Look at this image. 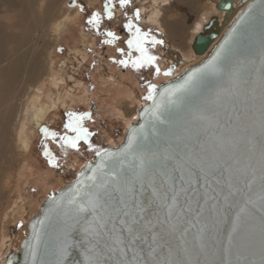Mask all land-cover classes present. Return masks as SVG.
I'll list each match as a JSON object with an SVG mask.
<instances>
[{
	"label": "snow or ice",
	"instance_id": "6c2138e0",
	"mask_svg": "<svg viewBox=\"0 0 264 264\" xmlns=\"http://www.w3.org/2000/svg\"><path fill=\"white\" fill-rule=\"evenodd\" d=\"M129 3L119 0L120 7ZM112 7L109 0V19ZM251 12L211 59L178 83L146 82L144 123L129 128L121 148L92 143L94 133L83 125L89 113L67 114L64 127L73 135L61 136L63 145L79 150L83 141L98 159L59 198L49 197L51 207L32 224L31 264H264V0L255 79L248 78L252 61H232L243 30L256 19ZM88 22L98 27L99 14ZM124 27L129 51L119 63L159 75L160 58L150 49L164 40L131 19ZM106 35L112 40L105 43L116 38ZM213 80L221 83L207 87ZM45 155L60 166L47 149ZM47 229L51 242L43 241ZM42 242L53 260L39 256Z\"/></svg>",
	"mask_w": 264,
	"mask_h": 264
},
{
	"label": "rangeland",
	"instance_id": "374dc122",
	"mask_svg": "<svg viewBox=\"0 0 264 264\" xmlns=\"http://www.w3.org/2000/svg\"><path fill=\"white\" fill-rule=\"evenodd\" d=\"M7 1L9 2L3 3L4 1L0 0V30L9 36L10 32L16 34L20 28L24 27L22 23L21 26L19 25L20 18H23L25 23L27 20H37L39 10H45L47 7L56 9L55 14L51 13L55 16L40 28H36L41 34V38L37 40L35 48L32 45L36 40L34 32L29 36H22L21 40L18 35L8 37L5 33L7 35L5 38L8 39L4 38L3 40V52L11 58L24 54L29 62L36 60L38 62L41 59L38 62V67L43 68V70L39 69L42 78L40 76L37 85L44 84L45 96L48 95V97L43 96L42 103L49 104L50 99L58 98L62 94L50 85L48 79H43L47 70L53 71V76H57L59 79H66L67 86L70 85L69 87L73 88L75 96L74 101H71L67 107L63 105L64 101L57 99L58 103L48 109L43 121L38 126L30 121V116H26V120H28L25 121L27 148L23 146L22 142L16 141L15 135H11L9 141L7 140L8 145L3 147V160L0 162V179L3 178L0 181V244L3 241V246L0 254L5 253L9 248L18 247L20 240L25 237L27 232L26 224L29 217L38 212L41 201L71 180L79 167L91 159L94 153L83 141L80 143L79 150L63 145L60 137L65 133L73 135L64 127L68 121L67 114L70 112L89 113L90 118H85L83 125L94 133L91 137L92 143L99 147L116 145L121 141L131 119H135L137 105L146 102L143 99L147 94L146 82L158 84L163 80L170 79L171 75L166 76L164 72L172 63L175 64L174 75H177L176 69L184 65L178 63V59H183L188 65L190 62L191 64L197 62L199 58L191 59L190 57L195 54L191 47L192 41L213 15L217 16L213 25L217 24L221 30L225 29L234 18L225 21L222 16L223 12L216 9L214 0H196L192 7H189L186 1H182L181 8L175 6V0H130L126 7H120L119 0H110L113 5V16L109 19L105 11V4L109 0H81L80 14L67 20L60 31H55L54 24L60 19L63 10L69 5H75L80 0H32V8L30 7L31 9L28 10L30 16L25 14L26 18L25 15L20 17V12L16 14V11L11 10V6L8 4L12 0ZM171 4L172 6H170ZM242 7L243 5L239 6L238 10ZM136 10H139L140 13L139 20L135 16ZM33 11L37 16L33 15ZM94 13H98L100 16L98 27L88 22ZM31 16L32 18H30ZM155 17L156 20H154ZM174 18L183 20V25H187V34H185L183 43L175 39L178 43L172 40L173 46H166L164 43V46L157 45L154 50L150 49L160 58L158 60L161 69L159 75H156L154 68L151 67L136 70L130 65L125 67L119 63L120 60L127 58L129 51L127 40L130 33L124 27L128 20L131 19L134 24H138L143 31L150 30L156 38L165 40L167 35L161 25L167 26V23L175 20ZM201 19L202 22L199 21ZM119 28H125V36L120 40L115 38L113 42L105 43V41L112 40V37L106 33L112 32L117 37ZM165 29L167 30L166 27ZM26 41H28V45H25ZM13 42H20V44L15 46ZM179 42L182 45L178 46ZM184 44L185 50L190 51L189 55L186 53L187 51L183 53L179 50L183 48ZM16 48L17 50H15ZM120 49L124 50L123 54L119 51ZM132 55L135 56L137 53L133 52ZM132 96L136 98L135 102L132 101ZM126 100H130V103L126 106L125 112L119 111L118 107ZM9 102L7 101L5 104ZM45 128L48 129L47 135L43 131ZM52 133L56 134L55 137ZM45 149L51 153L61 170L48 162L50 157L45 155ZM22 195L26 196L30 215L26 220H22L20 215H15L12 221L11 218L7 221L6 213L13 207L14 201L20 199Z\"/></svg>",
	"mask_w": 264,
	"mask_h": 264
},
{
	"label": "bare ground",
	"instance_id": "6f19581e",
	"mask_svg": "<svg viewBox=\"0 0 264 264\" xmlns=\"http://www.w3.org/2000/svg\"><path fill=\"white\" fill-rule=\"evenodd\" d=\"M3 1H4L3 3L9 2L7 0H3ZM170 1H173V0H170ZM182 1H186V4L189 7H192V6H194V1H196V0H175V3H176L175 6L178 8H181L182 4H180V3H182ZM214 1L217 3L219 0H214ZM32 3H33L32 0H16V2H15V0H12V2L8 5L11 6V10L16 11V14L18 12H20V14H21L20 17H21L25 14L27 16L29 15L30 11L28 13V10L31 7ZM54 4H56V3H54ZM242 5L243 4L239 0H235V2H234V8L235 9L233 12L228 13V12L221 11V12H223L222 16L224 17V20L228 21L230 18L234 17L237 10H238V7L242 6ZM170 6H172V4ZM55 11H56V9L53 10V8L49 9V7H47L45 10H39L38 16L35 15L34 14L35 11H33V15L37 16V20H32V21L27 20V22H25V23L23 21V18H20V21H18L19 25L21 26V23H22V24H24L23 25L24 27L20 28V31L17 32L16 34L10 32V34H11L10 36L13 37L14 35H18L20 37V40H21L22 36H25V35L29 36L30 34H32L34 32V35L36 37L35 43H33V44L30 42L29 43L33 45V48H35L34 45H37L36 44L37 40L41 38V34L36 30V28H40L41 26H43L44 23H46V21H49L53 16H55L54 15ZM63 11L64 12L62 13L60 19L57 21L55 19V21H56V23L54 24V30L55 31H60L67 20H69L72 17H76V16H78V14H80V12H81V0L77 1V3L75 5H72V6L69 5V7H67ZM52 12L54 13L53 15H51ZM26 15L24 16L25 18H26ZM32 16L30 18H32ZM154 20H156V17ZM159 21H161V20L159 19ZM199 21H203V20L201 19ZM186 26L187 25L186 24L183 25L182 21L179 19L177 20V22L174 21V22L167 23V26H165L167 28V30L165 29V27L163 25H161V27L164 29V31L166 32V35H167V37L164 40L165 45L166 46H168V45L173 46L172 40L175 41V39H177L178 41H181V42L183 41V39L185 40V34H187L186 33L187 32ZM3 28H4V26H3ZM0 31H2V30H0ZM5 33L6 32L2 31V33L0 34V162L3 160V153H2L3 147L8 145L7 140L9 141V138L11 135L12 136L15 135L16 141L22 142L23 146L25 148H27L26 147L28 145L26 142L27 139L25 140V126H26L25 121H28V120H26V116L27 117L30 116L31 117L30 121L32 123H34L36 126H38L43 121L45 115L47 114L48 109L51 106L52 107L55 106L58 103L57 101L59 99L64 101L63 105H65V107H67L71 101H74V96H75L74 92H73V88L69 87L70 85L67 86V82H66L67 80L66 79H65L66 81L63 80V78L59 79L57 76H53V71L49 72V70H47V71L45 70L46 72L44 73V75L46 76V78H45V76H43V79H48L49 82L51 83L50 85L54 86L55 89L58 90L59 92H61L63 95L61 94L60 96H58V98H56V97L52 98V100L50 99V96H49L51 104L50 103L49 104L42 103V98H43V96H45V93H44L45 87L43 86L44 84L37 85V82L40 80V76H41L39 69L41 68L43 70L42 67H38L39 66L38 62L41 59L38 60V62H37V60L36 61L34 60L35 62H32V61L29 62V60L27 61V59H26L27 57L24 54L16 55L15 58H11V57H9V55L6 56L3 52V46H4L3 40H4L5 36H7V35H8V37H10V36L7 33H6L7 35H5ZM6 38H5V40L8 39V38L7 39ZM18 39H17V41H18ZM178 41H175V43H178ZM16 42L15 43L13 42L15 46H17V44H20L21 41L19 43H16ZM31 42H34V41H31ZM181 42H179V44H177V45L178 46L182 45V43L184 41L182 43ZM25 45H28V41H26ZM163 46H164V44H163ZM184 46H185V44L182 46L183 48L179 49V50L183 51V53H184V51H187L186 53H188V55H189L190 51L185 50ZM15 50H17V48ZM83 56H84V54H83ZM190 57H191V59H198V58L200 59L201 58V56H197L196 54H193V56H190ZM41 58H43V57H41ZM185 58L188 59V57H185ZM42 62H43V60H42ZM46 62H45V64H46ZM183 63H184V65L179 66L180 68L178 67L176 69L177 75H179L188 66V64L186 62H183ZM43 64H44V62H43ZM190 64H191V62H190ZM36 65H37V67H36ZM46 66H47V64H46ZM177 75H173V76L171 75V78L174 76H177ZM41 78H42V76H41ZM69 80H71V79H69ZM17 85H19V86H17ZM49 95H50V93H49ZM45 97H48V95H46ZM131 99H132V101L135 102L134 99H136V98L132 96ZM13 100H14V102H13ZM7 101H10V102L5 104V102H7ZM129 103H130V100H126L125 103H121L120 107H118L120 109L119 111L125 112L126 106ZM140 105L141 104L137 105V107H139ZM126 116H129V115H126ZM133 120L134 119H131V121H133ZM0 168H1V164H0ZM60 168H58V169H60ZM1 179H3V178H1ZM1 179H0V181H1ZM68 181H70V180H68ZM29 210H30V208L28 206V201L26 200V196L22 195L20 199H17L14 201L13 207L10 210H8V212L6 213V220L8 221L11 218V221H12V219L15 217V215H17V216L20 215L22 220H26L27 216L30 215ZM31 217H29V219ZM4 240H6V239H4ZM2 246H3V241L0 244V252L2 251L1 250ZM4 254L5 253L0 254V259L4 256Z\"/></svg>",
	"mask_w": 264,
	"mask_h": 264
},
{
	"label": "water",
	"instance_id": "95a60500",
	"mask_svg": "<svg viewBox=\"0 0 264 264\" xmlns=\"http://www.w3.org/2000/svg\"><path fill=\"white\" fill-rule=\"evenodd\" d=\"M239 1L243 4V7L237 11L233 20L225 27V29L221 30L217 24L213 25L214 22L217 20L216 19L217 16L213 15L209 19V21L204 24L202 30L195 35L191 47L193 52L196 55H200L201 58L197 62L188 65L179 75L174 76L171 79H167L159 82L157 84L158 86H166L170 82L178 83L180 79L189 70L200 67L203 62H206L207 60L211 59V57L215 54L216 50L218 49L219 45L222 44L224 40L228 37L230 30L234 26H236L238 19L242 16L243 13L247 12L250 7H252V12L250 13V16H253L256 19L250 22L243 30L242 37L240 39L239 45L235 49V55L233 56L232 61L233 63L236 62L237 60L252 61L253 65L249 66L247 70L249 72L248 78L255 79V72L252 71V68L254 67L257 70L259 69L261 41H262L261 27L259 24V11H260L261 0H239ZM234 2L235 0H219L216 3V9L218 11H223L228 13L233 12L235 9ZM177 61L180 64H184L183 62H185L183 59H178ZM169 68L173 69V72L171 74L173 76L175 70V64L173 63L170 64ZM220 83H221L220 81L213 80L207 85V87L216 88ZM147 103L149 102L146 101L138 107L137 116L133 121L130 122L129 126L124 131L121 141L116 145H106L104 146L105 148H109L110 150H117L126 143L127 136L129 135V128L133 126L138 127L140 123H144V119L142 118L141 113ZM97 159L98 158L95 156V152H94L91 159L84 162V164L78 169V171L75 173V175L70 181H68L62 187H59L51 195L45 197L42 200L38 208V212L35 215H33L26 224L27 232L25 234V237L20 240L17 248H9L5 252L4 256L0 259V264H8V262H11V264H31V255L29 252L28 245L34 242L32 237V224L37 220L43 218L45 211L51 207V201L49 200V197L55 195L57 198H59L62 192H66L76 182V180L78 179V175L81 171H85V172L87 171L86 165H88L89 162H92L94 166L95 163L97 162ZM228 227L229 225L227 222L222 226V231L225 235L227 233ZM46 232L48 234L44 236L43 241L51 242V229H47ZM44 242H42L40 245L39 256L45 260H53L54 257L44 255V251H45Z\"/></svg>",
	"mask_w": 264,
	"mask_h": 264
},
{
	"label": "flooded vegetation",
	"instance_id": "af4514ba",
	"mask_svg": "<svg viewBox=\"0 0 264 264\" xmlns=\"http://www.w3.org/2000/svg\"><path fill=\"white\" fill-rule=\"evenodd\" d=\"M125 34H126V30H125V28H119V29H118V34H117L116 40H120L121 37H124V36H125ZM168 69H169V65H168L166 71H167Z\"/></svg>",
	"mask_w": 264,
	"mask_h": 264
},
{
	"label": "crops",
	"instance_id": "0c3cea01",
	"mask_svg": "<svg viewBox=\"0 0 264 264\" xmlns=\"http://www.w3.org/2000/svg\"><path fill=\"white\" fill-rule=\"evenodd\" d=\"M175 20H173V21H171V22H174V21H176L177 22V20L179 19V20H181L182 22H183V20L181 19V18H174ZM200 22H202V21H200ZM187 30V29H186Z\"/></svg>",
	"mask_w": 264,
	"mask_h": 264
}]
</instances>
